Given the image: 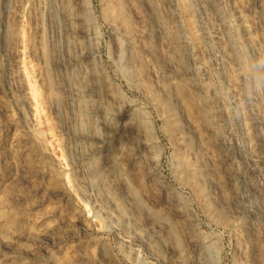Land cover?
<instances>
[{"label":"rangeland","instance_id":"rangeland-1","mask_svg":"<svg viewBox=\"0 0 264 264\" xmlns=\"http://www.w3.org/2000/svg\"><path fill=\"white\" fill-rule=\"evenodd\" d=\"M118 1L0 0V264H264V0Z\"/></svg>","mask_w":264,"mask_h":264},{"label":"bare ground","instance_id":"bare-ground-1","mask_svg":"<svg viewBox=\"0 0 264 264\" xmlns=\"http://www.w3.org/2000/svg\"><path fill=\"white\" fill-rule=\"evenodd\" d=\"M118 1V0H117ZM119 2V1H118ZM117 2V3H118ZM114 4H116V2L114 3ZM118 7V6H117ZM118 9H120V12H122V6H121V4H120V7L118 8ZM232 40V39H231ZM231 42V41H230ZM248 42H249V44L250 45H253V43H254V38L253 37H248ZM231 46H232V50H233V52H235V54H236V56H237V59L239 60V63L241 62V63H243V65H245L246 66V68L248 67V68H250L251 70H253V71H255L256 70V66H258V64L256 65V61H255V58H254V54L252 53L251 54V52H248V51H246V52H244V53H239L238 51V45H237V43H236V41L235 40H233L232 41V44H231ZM237 52H238V54H237ZM258 68V67H257ZM256 73H258V72H256Z\"/></svg>","mask_w":264,"mask_h":264}]
</instances>
